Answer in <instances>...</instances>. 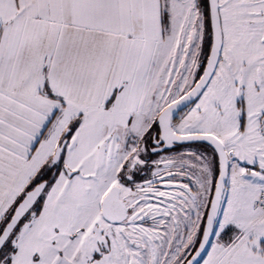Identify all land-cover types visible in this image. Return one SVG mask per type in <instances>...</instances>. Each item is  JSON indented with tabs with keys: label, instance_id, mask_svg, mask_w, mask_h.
I'll use <instances>...</instances> for the list:
<instances>
[{
	"label": "snow or ice",
	"instance_id": "1",
	"mask_svg": "<svg viewBox=\"0 0 264 264\" xmlns=\"http://www.w3.org/2000/svg\"><path fill=\"white\" fill-rule=\"evenodd\" d=\"M0 264H264V0H0Z\"/></svg>",
	"mask_w": 264,
	"mask_h": 264
}]
</instances>
